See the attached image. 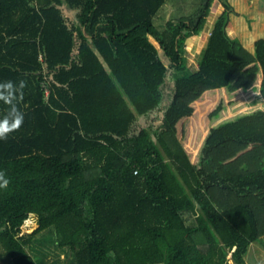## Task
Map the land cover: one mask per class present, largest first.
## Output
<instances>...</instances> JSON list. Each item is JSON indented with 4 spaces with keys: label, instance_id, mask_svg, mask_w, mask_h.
<instances>
[{
    "label": "trees",
    "instance_id": "trees-1",
    "mask_svg": "<svg viewBox=\"0 0 264 264\" xmlns=\"http://www.w3.org/2000/svg\"><path fill=\"white\" fill-rule=\"evenodd\" d=\"M216 1L192 70L184 44ZM199 2L161 28L166 0H0V120L23 116L0 139V264H43L44 230L66 264H246L264 236V38L250 51L230 0Z\"/></svg>",
    "mask_w": 264,
    "mask_h": 264
},
{
    "label": "rangeland",
    "instance_id": "rangeland-1",
    "mask_svg": "<svg viewBox=\"0 0 264 264\" xmlns=\"http://www.w3.org/2000/svg\"><path fill=\"white\" fill-rule=\"evenodd\" d=\"M230 2L233 4L234 12L230 14L229 33L236 36L248 49H252L255 39L264 36L262 33L264 22L258 21L260 15L264 19V0H231ZM199 3V0H166L156 17V24L163 28L171 17L192 14L198 9ZM218 7L221 6L216 1L214 10L210 12L207 25L202 34L188 37L184 44L183 56L188 67L192 70L198 66V60L206 47L207 38L211 31L210 27L218 17ZM64 12L69 19L76 18L77 10L64 6ZM256 13L260 15L257 16ZM151 40L159 46V43L153 37H151ZM141 121L144 122V119H141ZM156 121L152 120L151 126H155ZM193 221L191 216L187 217V223L190 224ZM38 225V216L33 213L30 214L21 227L22 234H29ZM28 248L36 257L44 259L43 264H66L68 259L66 250L58 246L53 234L48 230L39 232ZM228 257H231V252ZM229 262H231V258ZM246 264H264V236L250 245L246 254Z\"/></svg>",
    "mask_w": 264,
    "mask_h": 264
},
{
    "label": "clouds",
    "instance_id": "clouds-1",
    "mask_svg": "<svg viewBox=\"0 0 264 264\" xmlns=\"http://www.w3.org/2000/svg\"><path fill=\"white\" fill-rule=\"evenodd\" d=\"M4 87L11 89L12 83L8 82ZM7 102H11L9 97H4ZM15 111V109H13ZM23 120L22 114H16L14 119L9 122L8 118H5L4 120H0V139H6L7 134L17 127H19L20 123ZM8 184L7 178H4V175L2 172H0V188L6 187Z\"/></svg>",
    "mask_w": 264,
    "mask_h": 264
},
{
    "label": "crops",
    "instance_id": "crops-1",
    "mask_svg": "<svg viewBox=\"0 0 264 264\" xmlns=\"http://www.w3.org/2000/svg\"><path fill=\"white\" fill-rule=\"evenodd\" d=\"M230 1H231V0H230ZM232 1H233V0H232ZM255 1H256V0H255ZM232 5H233V4H232ZM256 14H257V16L260 15L259 13H256ZM259 17H260L263 21H262L260 18H258V19H259L258 21H261V23L264 22L263 17H262L261 15H260ZM214 23H215V22H214ZM258 23H259V22H258ZM212 26H213V24L211 25L210 28H212ZM210 30H211V29H210ZM240 30H241V29H240ZM241 31L243 32V30H241ZM254 32H256V31H254ZM256 33H257V32H256ZM262 33L264 34V29H263V32H262ZM209 34H210V33H209ZM256 35H257V34H256ZM260 37H261V38H264V36H259L258 38L255 39V41H256L257 39H259ZM249 50L252 51V52H254V50H255V42L253 43V47H252V49H249Z\"/></svg>",
    "mask_w": 264,
    "mask_h": 264
}]
</instances>
